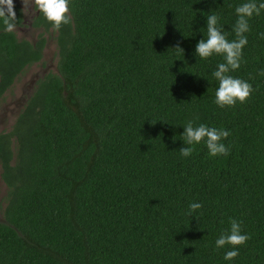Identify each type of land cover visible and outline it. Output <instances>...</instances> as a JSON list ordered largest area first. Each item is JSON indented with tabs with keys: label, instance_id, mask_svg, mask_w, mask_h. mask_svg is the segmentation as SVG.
Listing matches in <instances>:
<instances>
[{
	"label": "trees",
	"instance_id": "trees-1",
	"mask_svg": "<svg viewBox=\"0 0 264 264\" xmlns=\"http://www.w3.org/2000/svg\"><path fill=\"white\" fill-rule=\"evenodd\" d=\"M245 2L69 0L71 23L58 31L32 15L35 40L0 21V101L42 60L44 31L57 47L56 70L0 131V264H264V10L228 73L252 85L245 103L216 105L224 58L195 55L207 15L237 38ZM188 121L229 131V154L213 157L202 141L181 156ZM191 203L202 207L188 215ZM233 219L251 238L217 248Z\"/></svg>",
	"mask_w": 264,
	"mask_h": 264
},
{
	"label": "clouds",
	"instance_id": "clouds-1",
	"mask_svg": "<svg viewBox=\"0 0 264 264\" xmlns=\"http://www.w3.org/2000/svg\"><path fill=\"white\" fill-rule=\"evenodd\" d=\"M22 3L24 6L21 11L26 15L29 7L33 4V0H22ZM262 10H264V2L257 4L256 0H248V2L235 8L238 18L233 26V31L237 38L231 42L218 27L219 17L215 14L207 15V37L198 42L195 48V55L199 59H208L213 54L221 55L224 58V62L219 63L217 70L212 73L213 77L219 82L214 102L220 108L233 107L237 102L245 103L253 92L250 83L234 78L228 73L239 69L243 54L242 50L248 42L247 37L244 35L250 31L248 20L254 14L260 15ZM69 11V0H34V12L42 14L53 26V29L57 31L62 25L71 23ZM0 21H2L4 31L12 32L15 30L17 15L14 0H0ZM260 36L264 38V33H260ZM176 49L184 51L179 46ZM260 75H264V71H261ZM183 126L185 131L181 136L187 146L179 149L181 156H191L194 151L191 146L202 141L206 143L209 155L213 157L229 154V148L221 142L222 139H226L231 134L229 131L215 127L210 128L205 124L194 127L192 121L186 122ZM175 140L176 137H173L174 142ZM201 207L200 203H191L188 215H192L193 212ZM250 238L247 234H241L240 223L233 219L230 221V231L222 234L215 243L217 248L231 245L235 249L237 246L245 244ZM238 255V251L231 250L226 252L224 259L233 260Z\"/></svg>",
	"mask_w": 264,
	"mask_h": 264
},
{
	"label": "rangeland",
	"instance_id": "rangeland-1",
	"mask_svg": "<svg viewBox=\"0 0 264 264\" xmlns=\"http://www.w3.org/2000/svg\"><path fill=\"white\" fill-rule=\"evenodd\" d=\"M23 8L22 0H14ZM34 0L29 7L27 14H24V21L22 24L16 25L15 33L19 37H25L29 40H35L41 28L34 27L30 24V19L34 14ZM46 36V43L43 49L42 60L29 65L23 73H21L10 89H8L3 99L0 101V131L9 129L13 121L22 107L26 97L29 95L35 79L48 70H56L57 63V47L54 38V31H44ZM6 191V184L0 177V203H3ZM3 219L0 212V220Z\"/></svg>",
	"mask_w": 264,
	"mask_h": 264
}]
</instances>
